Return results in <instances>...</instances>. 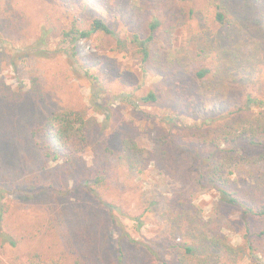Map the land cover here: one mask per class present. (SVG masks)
Returning a JSON list of instances; mask_svg holds the SVG:
<instances>
[{
    "label": "trees",
    "instance_id": "trees-1",
    "mask_svg": "<svg viewBox=\"0 0 264 264\" xmlns=\"http://www.w3.org/2000/svg\"><path fill=\"white\" fill-rule=\"evenodd\" d=\"M158 1L148 5L152 15L133 34L130 44L137 48L141 64L162 74V79L141 95H127L138 105L169 102L185 111L189 103L197 102L200 95H204V89L210 87L206 81L211 74L217 79L221 54L200 56L194 68L188 57L180 58L178 52L171 56L173 31L179 26H187L191 20L197 21L200 30L207 33L206 19L194 0H176L181 6L172 3L173 0ZM207 2L214 8V21L220 27L224 26L228 14L224 0ZM188 3L191 4L186 5ZM54 31L65 39L70 38L72 43L99 32L114 38L119 51L129 50L128 41L102 18H94L86 30L65 31L60 23L42 28L39 44L42 46ZM161 41L167 43L165 49L158 46ZM214 41L221 45L220 39ZM212 44L213 39L205 43L207 48H212ZM36 55L49 56L50 53L43 49ZM207 57H210L211 67L204 65ZM182 72L185 73L180 79ZM182 82H188L192 87L187 101L181 91L188 87H182ZM227 88L233 92L227 111L208 115L195 125L173 122L169 129L163 127L155 135L148 136L146 145L138 140L141 137L138 127L129 122L121 121L117 128L110 123L111 129L107 130L106 123L112 117L110 107L103 108L105 122L99 124L87 120L78 111L53 106L28 128L26 140H20L15 146L12 140H17L15 125L19 115L30 108L49 106L51 101L38 78L31 88L33 96L29 92H13L0 82V136L7 145H13L7 165L2 166L4 175L0 177L3 182L0 184V247L17 244L3 226L7 212L4 199L11 195L4 186L5 176L16 178L9 172L17 163H35L40 170L23 171L27 187L20 193L25 198L40 194L48 196L46 202L53 201L51 205L44 204L45 213L64 254L72 258V264H126L125 260L128 264H238L243 258L247 259L246 264H264V102L239 89L235 80H229ZM27 146L34 153L32 158L26 154ZM88 149L94 156L90 166L83 158ZM48 163L52 169L48 170ZM151 163L155 166L172 163L171 170L183 186L215 193L216 208L212 216L207 219L201 216L190 194L178 191L164 201L159 214L160 230L155 237L135 240L123 232L122 219L132 218L141 224L139 217L129 213L131 198L127 195L132 196L139 190L134 176L145 171ZM231 166L246 169L251 181L249 186L243 188L231 177ZM66 176L74 182L73 194H80L85 203L105 208L108 233L102 227H95L94 219L86 210L88 207L77 215L70 207L59 205L63 204L67 188H58L57 184H64ZM30 181L34 183L30 184ZM158 204L159 201L154 199L146 208L152 210ZM226 230L242 231L244 243L232 244ZM115 233L114 254L108 255L110 253L104 252L101 246H108L107 238L109 235L114 238ZM124 245L130 250L126 251ZM21 264L63 263L59 258L28 253Z\"/></svg>",
    "mask_w": 264,
    "mask_h": 264
},
{
    "label": "rangeland",
    "instance_id": "rangeland-1",
    "mask_svg": "<svg viewBox=\"0 0 264 264\" xmlns=\"http://www.w3.org/2000/svg\"><path fill=\"white\" fill-rule=\"evenodd\" d=\"M153 2L160 1L0 0V82L13 92H29L33 96L31 88L34 80L38 78L51 101L49 106H37L32 110L30 108L19 115L15 125L17 140H12L15 146L20 144V140H26L28 128L53 106L57 109L78 111L87 120L99 124L105 122L106 113L102 111L103 108L110 107L112 117L106 123L107 130L111 129L110 123L117 128L120 123L129 122L138 127L141 132L138 140L146 145L144 142L148 136L155 135L163 127L169 129L173 122L195 125L208 115L216 116L227 111L231 103L230 96L233 95L227 88L229 80H235L239 89L251 94L259 102H264V0H224L228 14L227 22L222 27L214 21V8L208 5L207 0H194L198 10L205 16L208 32H202L197 21L191 20L187 26L177 27L170 37L174 50L171 56L178 52L180 58L188 57L194 68L200 56L219 53L221 64L217 63V79L211 74L206 81L210 87L204 89V95H200L197 102L192 105L189 103L185 111L179 110L174 103L162 102L147 106L138 105L133 99H129L127 94L141 95L147 89L158 85L162 79V74L141 64L137 48L130 44L133 34L152 15L148 5ZM172 3L181 6L176 0ZM94 18L104 19L115 33L126 39L129 50L119 51L114 38L99 32L88 38H78L72 43L70 38L65 39L59 32L54 31L44 40L42 46L39 44L38 36L42 28L59 26L60 23L65 31L86 30L90 28ZM216 38L220 39V46L214 41ZM210 39H213L212 48H207L205 43ZM37 46L39 47L35 48ZM158 46L165 49L167 43L161 41ZM43 49L50 55L37 56L36 53ZM209 58L204 63L206 67H211ZM184 73H179L180 79ZM181 85L188 87L181 91L183 99L187 101L192 87L188 82H182ZM25 97L28 99V95ZM98 106L101 109H97ZM12 147L13 145H7L0 136V177L4 175L2 166L7 165L8 153ZM27 147L26 154L32 158L34 153ZM83 158L87 166L92 165L94 156L89 149L84 151ZM24 161L28 163L27 160ZM46 166L48 170L52 169L49 163ZM16 167L9 172L16 178L8 174L5 176L7 182L4 186L8 187L11 195H6L4 199L7 212L3 226L6 232L13 235L17 244L15 247H0V264H21L28 253H39L59 258L63 264H72V258L67 253L64 254L56 234L50 228L49 216L45 213L44 204L51 205L53 201L46 202L48 196L42 197L40 194L25 198L20 193L21 189L27 187L25 173L40 170V167L35 163H17ZM171 167L172 163L158 166L151 163L145 171L134 176L139 190L132 196L127 195V198H131L128 209L132 217L140 218L141 224L132 218L122 219L123 232L132 239H150L158 234L162 205L178 191L190 194L201 216L206 219L212 216L216 208L215 193L183 186ZM229 172L241 187L250 185L251 181L244 167L231 166ZM66 178L64 184H57L58 188H67L63 204L59 205L70 207L77 215L88 207L86 210L94 219L95 227H102L108 233L105 208L85 203L80 194H73L74 182L68 176ZM1 183L3 182L0 181ZM33 183L30 181V184ZM154 199L159 201L158 206L148 210L146 206ZM224 232L229 235L232 244L244 243L242 231ZM113 237L109 235L107 238L108 246H101L104 252L110 253L108 255L114 254L116 247L117 234ZM124 248L126 251L130 250L128 245H124ZM125 262L128 264L126 260ZM246 263L247 259L243 258L238 264Z\"/></svg>",
    "mask_w": 264,
    "mask_h": 264
}]
</instances>
